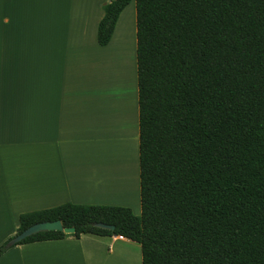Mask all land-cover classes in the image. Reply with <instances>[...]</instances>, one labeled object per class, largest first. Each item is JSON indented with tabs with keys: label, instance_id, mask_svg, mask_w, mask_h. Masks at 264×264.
Returning a JSON list of instances; mask_svg holds the SVG:
<instances>
[{
	"label": "trees",
	"instance_id": "16d2710c",
	"mask_svg": "<svg viewBox=\"0 0 264 264\" xmlns=\"http://www.w3.org/2000/svg\"><path fill=\"white\" fill-rule=\"evenodd\" d=\"M131 1L104 5L101 45ZM135 3L142 213L73 202L23 212L15 235L57 219L75 231L16 244L120 235L140 243L142 264H264V0Z\"/></svg>",
	"mask_w": 264,
	"mask_h": 264
},
{
	"label": "crops",
	"instance_id": "0c3cea01",
	"mask_svg": "<svg viewBox=\"0 0 264 264\" xmlns=\"http://www.w3.org/2000/svg\"><path fill=\"white\" fill-rule=\"evenodd\" d=\"M110 1L0 0V245L23 212L141 206L136 3L101 45ZM127 71L130 94L117 98ZM132 193L134 205L111 198ZM123 251L142 264L140 243L92 234L14 244L0 264H100Z\"/></svg>",
	"mask_w": 264,
	"mask_h": 264
},
{
	"label": "rangeland",
	"instance_id": "374dc122",
	"mask_svg": "<svg viewBox=\"0 0 264 264\" xmlns=\"http://www.w3.org/2000/svg\"><path fill=\"white\" fill-rule=\"evenodd\" d=\"M118 73L120 74V72H118ZM131 75H132L131 71L130 72L127 71V74L123 77L122 82L121 81H118L117 84L115 85V95H116L117 98H121V97L122 98H125V97L129 96V94H130V88L131 87H130L128 81H129V78H130ZM111 84H112V82H111ZM111 198L112 199H115V200L123 201V202H130V203H132V200H136L137 195H136V193H132L130 197H128V196H122V195L121 196H118L117 195V196L111 197ZM139 202H141L140 201V198H139ZM118 206H123V205H118ZM132 210L137 215H140L142 213V207L141 206L139 208H133ZM14 235H12V236H14ZM140 253H142V252H139V258H140V256L142 258V255ZM127 256H128L127 251H123L120 257L118 256V254H116V253L114 254L113 253L112 255H109L108 261H107V259H105V257H103V259L100 262V264H131L128 260H126Z\"/></svg>",
	"mask_w": 264,
	"mask_h": 264
},
{
	"label": "water",
	"instance_id": "95a60500",
	"mask_svg": "<svg viewBox=\"0 0 264 264\" xmlns=\"http://www.w3.org/2000/svg\"><path fill=\"white\" fill-rule=\"evenodd\" d=\"M95 225L101 228L106 229H114L115 226L113 224H108L105 222H95ZM49 230H63L66 233H72L75 231V227H64L63 222L60 219L52 220V221H41L32 224L21 233L15 235L10 241L9 245H14L20 240L24 239L27 236L43 232Z\"/></svg>",
	"mask_w": 264,
	"mask_h": 264
}]
</instances>
